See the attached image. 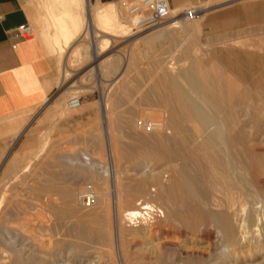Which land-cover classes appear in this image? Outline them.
<instances>
[{"label":"bare ground","instance_id":"6f19581e","mask_svg":"<svg viewBox=\"0 0 264 264\" xmlns=\"http://www.w3.org/2000/svg\"><path fill=\"white\" fill-rule=\"evenodd\" d=\"M95 1H97L96 4H92L91 0H45L44 7L47 12H39L38 17L35 16L39 21L38 32L49 45L47 49L53 43L49 40L46 30L49 18L55 29L53 35L55 41L62 42L63 49H69L72 44L74 45V41L82 34L86 22L85 31L89 29V37L92 39L90 49L93 51L91 54L93 64L97 65V70L103 67L107 71L108 68L114 66V59L112 60L113 56H108L103 60L102 53L110 47L111 43L115 45L119 42L117 40L123 37V34H128L135 21L130 20L126 4L122 0L119 4ZM66 3L74 9H63L70 6H66ZM35 6L37 8V3L34 2L31 6L33 14L37 12ZM196 11L198 10L193 9L182 13H190L189 15L192 16L191 13H196ZM182 19L184 23L191 20L187 16ZM181 25L183 23L180 21H167L163 26L178 28ZM163 26L160 27L161 31ZM85 31L83 37L86 35ZM40 35H37L38 38ZM105 35H109L110 38ZM53 36L50 37L52 40ZM97 37L101 40H95ZM66 57L61 85L66 83L70 75L75 76L74 72L68 69L69 55ZM124 60L126 63L124 65H127L129 59ZM195 67H187L172 77L171 84L167 88L168 108L164 119L146 121L142 116L131 123V128L135 131L133 132L139 135L140 143L144 147V151L139 152L142 161L133 171L132 179L122 176L121 166L129 154L120 146L117 147L120 145L119 137L113 132L117 125L114 123V126L111 122L107 104L103 107L104 133L109 143V149L106 154L104 153L106 156L94 159L81 153L74 157L75 151L72 150L68 153L63 152L65 154L58 157L60 162L68 167L77 166L78 170L83 172L93 171V173H99L98 175L114 177L112 182L111 180L110 182L104 180L106 183L102 182L103 184H96V182L97 189L94 187L83 189L84 191L80 194L87 191L93 193L94 201L89 206L81 205L78 196L77 201L80 207H77L73 198H70L71 191L69 190L61 192L67 199H70L67 201L64 198L66 202L63 203L65 201L63 199L61 205L57 206L53 200L47 199L48 206L50 208L53 206L55 215L59 218L72 219L75 230H78L77 234L74 230L76 238L66 240L68 248L73 251L75 257L86 259L89 256L88 250H92L88 249L92 243L104 242L111 250L109 260L111 258V261H114L115 258L118 264H197L198 262V264H238L243 256L247 258L251 255L261 258V263L264 264V241H258L255 237L249 238L247 236L249 232H246L245 228L244 232H240L239 228L242 224L237 227L230 213L239 204V200L245 196L243 185L249 177L259 190L264 189V150L260 148L263 143L260 141L257 143L258 139L254 140L255 137H252V140L249 139L250 134L234 133L235 127L238 126L237 122L233 116L228 117L230 109L224 106V102H228L229 98L225 100L218 91L205 84L206 82L204 83L203 79L197 76L199 71ZM123 74L118 78L120 82ZM179 80L189 84L191 91L182 87L178 83ZM86 89L75 87L71 92L78 95ZM81 105L80 102L76 108ZM149 132L153 135L152 139L147 136ZM30 153L28 159L26 158L28 161L32 159ZM16 168L17 160H12L5 170L6 174L10 176ZM27 168L28 166L23 168L24 172H27ZM166 174L167 179L165 180ZM51 185L47 183L41 188H52ZM125 204L128 205L125 206ZM1 230L0 264H39L40 261L42 262V255L38 254L39 251L34 248L37 244L34 243V247L26 252L24 245L18 243L22 233L12 235V232H9L10 229L9 231L2 230L3 232ZM214 230L218 235L221 234L225 243V249L222 250L223 252L220 251L221 253L213 254L212 250L213 255L208 256V252L202 255L197 251L198 249L201 252V247L198 248L195 245L192 248L198 253L191 252V249L187 252L177 241L179 239L187 241L188 238L194 243L195 237L206 236L209 243L207 250H211V241L214 237L212 231ZM230 247L239 249V253L232 254L233 248L230 250Z\"/></svg>","mask_w":264,"mask_h":264},{"label":"rangeland","instance_id":"374dc122","mask_svg":"<svg viewBox=\"0 0 264 264\" xmlns=\"http://www.w3.org/2000/svg\"><path fill=\"white\" fill-rule=\"evenodd\" d=\"M44 1L34 0L30 3L28 0L26 2L27 11L28 7H31L35 2L37 3L35 10L38 12L28 13L29 23L33 27V34L30 39L38 38L40 35L38 32L39 21L36 19L39 12H47ZM101 1L103 3H122L120 0ZM91 2L92 4L97 3L95 0H91ZM209 4L210 2L203 3L202 7L189 4L187 7L173 9L169 3V16L160 24L147 29H135L134 25H131L128 34H123V37L117 40L119 42H116L115 45L111 43L110 47L107 48L109 50L102 53L103 60L108 56H113L112 60L114 59V66L108 68L107 71L103 67L97 70V65L93 64L94 61L91 58L93 51L90 49L92 39L89 37V29L85 31L86 22L82 34L74 41V45L72 44L69 49H63L62 42L57 43L55 41L53 36L55 29L47 16L49 19L46 23L48 26V28L46 26V30L49 40L56 43H51L49 49L55 51L51 53L52 51L50 52L47 49L49 45L41 35L39 39L43 45L45 44L46 52L49 51V55L56 57L57 62L59 60V84L64 73L66 56L68 55V69L75 74V76L70 75L66 83L63 84L65 90H67L66 95H64L66 106L71 97L80 96L81 107L72 109L71 112L77 114L88 110L91 115L88 124L82 128H75L73 132L64 133L62 130L52 129L45 134L43 131L40 133L42 138L38 144H32L30 148H25L24 150L27 151L14 152L10 156L9 153H0V230L9 231L10 229L9 232H12V235L18 232L22 233L18 243L24 245L26 252L29 248L34 247V243L37 244L34 248L39 251L38 254L42 255V262L40 261L39 264H109L113 262L118 264L115 258L114 261H111V258L109 260L111 250L106 247L104 242H98L100 246L97 242L91 244V247L94 248H88L92 249L88 250V259L75 257L73 251L68 248V242L66 241L76 238L74 237L75 232L78 233V230H75L76 227L73 226V220L57 217L53 206L50 208L49 203H47L48 198L53 200L57 206L65 203L66 200L70 199H67L61 192L69 190V192L71 191L70 198H73L75 205L80 207L77 197L84 191V188L94 187V189H97L96 184L110 182V180L111 182L114 181V177H106L103 174L98 175L99 173L96 174L93 171L83 172L78 170L77 166L68 167L59 160L66 151L68 153L72 150L75 151L74 157L85 153L91 158L96 159V157H99L98 159H100L106 154L109 143L104 133V105H108L112 124L117 125V128L113 127L114 134L119 137L120 145H117V147L120 146L129 154L124 161L122 160L121 166L122 176L126 179L133 178V171L136 169L137 164L142 161L139 154L144 151L139 135L134 133L131 123L142 116L145 117L146 121L164 119L168 108L167 88L171 84V79L177 72L190 66L195 67L197 65L195 67L199 71L197 76L202 78L204 83L206 82L205 84H208L211 88L223 93L225 100L229 98L228 102L223 101H225V108L230 109L231 114L228 113V117L233 116L237 122L238 126L236 125L234 133L250 134L248 135L249 139L252 137H255L254 140L258 139L257 143L259 141L263 143V147L260 146V148L264 150V110H262V108L264 109V24L248 23L225 33H212L210 29H204L207 26L210 27L205 18L211 16V13L202 17L198 15L199 10L208 7ZM65 5L69 6L70 4L66 3ZM63 9L72 10L74 8H71L70 5ZM193 9L198 11L191 13L192 16L189 15L190 13L181 14L179 12ZM186 16L190 17L191 20L184 23L182 18ZM129 17L130 20L135 21L134 18ZM167 21H180L183 25L178 28L163 26ZM161 26H163L162 31ZM84 31L85 38L83 37ZM99 35L102 34L99 33ZM52 36L53 40L50 38ZM105 36L110 38L109 35ZM102 37L104 36L102 35ZM95 40L100 41L101 38L97 37ZM125 58L129 59L127 65H124L126 64ZM122 73H124L123 79L121 78L122 81L120 82L118 78ZM178 83L187 91H191L189 84L186 82L179 80ZM72 87L87 89L76 95L71 92L73 91ZM229 102L231 104H228ZM113 118H115V121ZM147 134H149L147 135L149 138H153L150 132ZM77 151L78 153H76ZM29 153L32 154V159L28 161L26 158L28 159ZM12 160H17V168L14 173L8 176L5 170ZM151 164L153 166V163ZM25 166H28L27 172L23 170ZM165 176L166 180L167 174ZM250 180L249 177L245 182L246 185L245 183L243 185L244 197H246L245 199L242 197L244 202L240 199L239 204L230 213L237 227L247 222L246 226L242 227L241 225L240 232H244L245 228V231L249 232L247 234L249 238L255 237L258 241H264V189L259 190ZM44 183L52 184V188L42 189ZM53 188L55 190L51 191ZM2 230L1 232H3ZM212 234L214 237L211 241V250H207L209 243L206 236L195 237L196 241L194 243L190 242L188 238L187 241L182 239L177 241L182 244L180 246L186 249L187 252L188 249H191V252H196L192 248L195 245L198 248L201 247V252L197 249L199 253L203 255L208 252L207 255L210 256L220 251L223 252L222 250L225 249L221 234L218 235L215 230L212 231ZM32 238L35 241L34 239L31 240ZM232 248H229L232 249V254L239 253V249ZM211 251L213 254H211ZM261 262V258L251 255L247 258L243 256L238 264H262Z\"/></svg>","mask_w":264,"mask_h":264},{"label":"crops","instance_id":"0c3cea01","mask_svg":"<svg viewBox=\"0 0 264 264\" xmlns=\"http://www.w3.org/2000/svg\"><path fill=\"white\" fill-rule=\"evenodd\" d=\"M27 1L0 0V153L9 156L37 145L43 131L47 134L56 129L68 133L82 128L91 115L88 110L72 113L66 106L67 90L58 83L59 60L47 54L40 39L13 36L15 28L29 22L31 7L27 11ZM168 1L173 9L189 4L202 7L210 2L198 15L211 13L205 18L210 27L204 29L212 33H225L248 23L264 24V0ZM218 93L224 98L223 93Z\"/></svg>","mask_w":264,"mask_h":264},{"label":"built area","instance_id":"2783aa9c","mask_svg":"<svg viewBox=\"0 0 264 264\" xmlns=\"http://www.w3.org/2000/svg\"><path fill=\"white\" fill-rule=\"evenodd\" d=\"M127 7V13L135 20V29H146L160 24L169 15L168 0H122ZM15 38L29 39L33 34L29 22L22 24L12 31ZM81 97L73 96L67 101V106L74 109L80 105ZM81 205L89 206L93 203V193L90 191L79 195Z\"/></svg>","mask_w":264,"mask_h":264}]
</instances>
